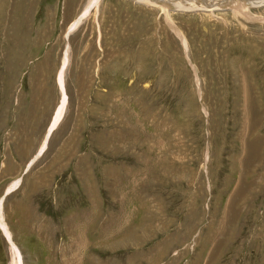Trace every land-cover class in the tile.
<instances>
[{
	"label": "rangeland",
	"instance_id": "374dc122",
	"mask_svg": "<svg viewBox=\"0 0 264 264\" xmlns=\"http://www.w3.org/2000/svg\"><path fill=\"white\" fill-rule=\"evenodd\" d=\"M89 1L0 0V207L23 264H264V5L174 13L178 33Z\"/></svg>",
	"mask_w": 264,
	"mask_h": 264
},
{
	"label": "bare ground",
	"instance_id": "6f19581e",
	"mask_svg": "<svg viewBox=\"0 0 264 264\" xmlns=\"http://www.w3.org/2000/svg\"><path fill=\"white\" fill-rule=\"evenodd\" d=\"M135 1H136V3L138 2V3L145 4V5L147 4L149 6H154L158 11H160L161 14L164 15L168 25H170L171 28H174V30H176L178 33L181 31L179 30V28L177 27V24L174 21V17H173L174 15L172 16V14H174V13H175V15L178 13L188 14V15L189 14H191V15L201 14L203 16H212V17L216 18V20L218 19V21H221V20L225 21L226 15H223V13L225 14L230 9L229 11H231V13H232L231 15L233 17H235L237 20H242V19L247 20L248 18H251V16H252L249 13L250 8H252V7L258 8L259 6L264 5V0H232V1L226 0V2H224L223 0H135ZM97 2H98V0H90L88 2L89 4H88L87 8L82 12L81 16H83L84 14L91 13L92 10L97 9V4H98ZM226 6H230L231 8L227 7L228 9H226ZM220 7H223V10L217 9ZM224 9H226V10H224ZM216 11H218V12L221 11V12L217 13ZM81 16L78 20L74 21L68 27L66 34H68V32L71 29H73L76 24L79 23ZM255 17H257V15ZM242 22H244V21H242ZM247 23L249 24V22H247ZM184 43H185V41H184ZM67 58H68V54L66 52L62 66L60 67L61 69H60L59 78H58V82H59L61 89H62V97H61L62 101L60 103L59 108L54 113V119H53L52 124L49 126V128L47 130L48 134H46L47 135L46 141H47L48 137L52 134L53 129L55 127H57V125L61 121L64 109H65V106L67 103V93L65 91L66 87H65V84L63 81V75L65 74L64 69H65V64H66ZM45 144H47V143L43 142L41 148H39L41 150L38 152L35 159L38 158V155L43 152V150L45 148ZM19 183H20L19 181L12 183V185L9 186L7 192L16 188ZM0 215H1L0 216L1 228L5 233V236H6L5 238H7V240L10 243V246H11V254H12V259H11L12 261L11 262H13L12 264H23V262H22L23 259L21 256L22 254L20 253L18 246H16L15 242L13 241L11 231L7 228V226L4 222V217H3L2 212H1V207H0Z\"/></svg>",
	"mask_w": 264,
	"mask_h": 264
}]
</instances>
